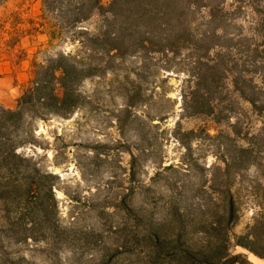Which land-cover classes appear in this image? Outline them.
<instances>
[{"label":"rangeland","instance_id":"374dc122","mask_svg":"<svg viewBox=\"0 0 264 264\" xmlns=\"http://www.w3.org/2000/svg\"><path fill=\"white\" fill-rule=\"evenodd\" d=\"M62 5L75 13L63 1L42 4L58 44L34 56L30 87L46 78L60 55H68L67 63L82 74L73 82L77 102L65 116L28 105L21 121H7L0 132L1 151L16 146L31 160L21 170L38 168L53 176L42 189L24 183L7 192L0 184V264H143L146 231L158 224L164 235L180 232L182 240L203 247L206 222L230 198L236 215L230 244L243 255L237 264H264L234 244L247 241L264 218L258 191L264 189V113L230 84L236 69L205 72L207 84L197 90L195 77L204 69L190 49L143 56L107 55L97 48L94 54L88 38L103 36L104 18L87 10L72 24L70 13L61 17ZM263 7L264 0H203L190 18L196 34L217 37L210 39L207 56L229 47L230 60L239 59L241 72L259 89L264 78L253 50H264L256 11ZM10 34L7 46L15 50ZM29 88L12 108L0 104V110H17ZM0 117L5 120L1 112ZM240 147L252 151L244 155ZM38 194L47 208L43 219L35 213ZM256 226L264 243V227Z\"/></svg>","mask_w":264,"mask_h":264},{"label":"trees","instance_id":"16d2710c","mask_svg":"<svg viewBox=\"0 0 264 264\" xmlns=\"http://www.w3.org/2000/svg\"><path fill=\"white\" fill-rule=\"evenodd\" d=\"M59 1L65 2L69 7L73 6L71 9L75 13L64 10L63 5L59 7L62 11L61 17L71 14L69 18L70 20L73 18L72 24L82 20L81 15L87 10H90V15L95 13L104 18L107 29L103 32V36L91 34L88 38L93 44L91 51L94 54L98 52L97 48L107 55L139 54L143 56L176 53L181 49H190L199 54L197 60L204 69L195 77L194 85L197 90L200 85L207 84L205 72L217 71L219 66H223L224 69H236L231 73L230 84L242 99L264 113V99L260 98V95H264V89H259L252 83V79H248L244 74L245 70L241 72V68L245 67L240 66L239 59L230 60V48L222 46V49L211 59L207 56L211 46L209 41L216 35H198L194 32L190 19L191 11L203 0H110L106 5L102 4V0H42V4L47 8L58 4ZM256 11L261 18L257 23V32L264 40V7ZM253 51H255L254 58L260 59V62H255L254 66L257 70H262V78H264V50ZM261 52L263 55H260ZM69 59L68 55H60L55 65L49 68L46 78L35 82V85L24 93L17 110H0L5 117V120L0 121V132L5 130L7 121L11 123L21 121L24 109L28 105H32L36 111L47 109L64 116L75 109L77 95H75L73 82L82 74L75 65L67 63ZM250 62L253 63V61ZM57 71L59 75L56 77ZM56 88L60 89V96ZM37 114L39 117L43 116L42 113ZM2 149L0 146V163L7 164V167L6 170L0 169V184L7 188V192L17 189L18 185L24 183L42 189L45 180L53 177L52 174L38 168L21 170L20 165L30 163L31 160L20 155L16 146H10L7 151L6 149L1 151ZM250 151L252 148L240 147L238 153L247 155ZM236 161L237 159L233 158L230 162L233 164ZM231 163H225V171ZM49 189L52 190V187ZM258 191H260L264 207V189L258 188ZM37 196L35 213L37 212L43 219L42 213L45 214L47 208L43 196L41 194ZM223 202L219 215L215 214L205 224L203 233L207 235L208 240L203 247H195L182 240L180 232H177L174 237L164 235L161 224H158L155 230H147L146 241L149 242V248H143V251L145 250L143 264H159L158 262H164L167 259L174 264H237L238 259L243 255L233 253L230 244V230L236 219L234 201L230 198ZM257 223L258 226L260 223V226L264 227V218L253 226L247 241L237 239L234 244L264 259V243L254 230ZM180 224L184 226L185 223L180 221ZM133 244L139 248V239L135 238Z\"/></svg>","mask_w":264,"mask_h":264},{"label":"crops","instance_id":"0c3cea01","mask_svg":"<svg viewBox=\"0 0 264 264\" xmlns=\"http://www.w3.org/2000/svg\"><path fill=\"white\" fill-rule=\"evenodd\" d=\"M8 32L16 38L15 50L7 46ZM55 32L41 0H7L0 4L1 105L12 108L19 92L32 85L34 56L55 50Z\"/></svg>","mask_w":264,"mask_h":264}]
</instances>
